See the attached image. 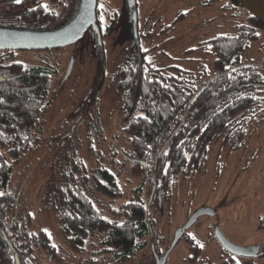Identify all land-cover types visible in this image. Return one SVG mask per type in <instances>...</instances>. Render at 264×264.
Wrapping results in <instances>:
<instances>
[{
  "label": "trees",
  "instance_id": "trees-1",
  "mask_svg": "<svg viewBox=\"0 0 264 264\" xmlns=\"http://www.w3.org/2000/svg\"><path fill=\"white\" fill-rule=\"evenodd\" d=\"M21 2L17 6L29 5V2L25 5V0ZM11 10L1 11L5 16L1 17L17 18L16 11ZM226 10L237 22L235 31L217 35L198 46L214 53L211 67L200 64L196 71L180 66L162 68L154 56L150 57L157 47L151 43L146 45L147 49L134 45L125 52V59L114 75L123 113L120 131L126 138L127 152L146 157L148 174L140 182L145 169H132L139 182L132 197L137 201L133 203L136 207L130 212L121 206L116 220L96 214L89 203L73 194H69L66 202L61 189L58 197L56 188L48 193L49 198L54 196L51 201L63 236L75 253L107 256L113 263H122L151 245L156 254L162 255L158 244L153 243L154 214L161 204L170 200L180 183L189 182L204 171L211 152L220 155L239 151L246 146L248 137L260 132L264 123V73L243 64L241 53L257 39L264 24L236 0H228ZM107 12L104 10L109 18ZM59 17L55 13L44 19ZM19 24L0 22V27L18 28L12 25ZM168 33L163 31L165 35ZM10 68H13L11 79L0 84V149L10 157V161H0V264H17L16 252L21 264H36L39 247L36 238H45V233L37 235L32 231L28 211L16 208L14 202L6 203L4 208L1 204L6 199L4 191L14 166L33 148L36 128L54 97L51 88L57 70L45 62L39 65L14 62ZM153 188L156 191L151 200ZM258 226L264 229V219ZM184 237L190 244L188 259L195 264L202 247L188 235Z\"/></svg>",
  "mask_w": 264,
  "mask_h": 264
},
{
  "label": "rangeland",
  "instance_id": "rangeland-1",
  "mask_svg": "<svg viewBox=\"0 0 264 264\" xmlns=\"http://www.w3.org/2000/svg\"><path fill=\"white\" fill-rule=\"evenodd\" d=\"M136 2L137 6L130 8L128 0H101V9L107 10L109 15L107 22H103L104 26L112 23L110 18L114 13L117 19L102 43L87 31L80 40L63 50L52 53L29 50L16 55L25 65L45 62L57 70L52 79L54 97L36 128L33 148L14 166L8 184L9 188L23 187L24 194L19 205L31 215L30 228L36 233L45 231L50 242L57 247L58 256L53 259L42 251L38 252L37 264H155L156 254L151 245L122 263H112L107 256L101 258L90 254L73 259L59 228L58 215L51 201L54 196L48 197L54 188L49 179L58 175L63 152L72 151V155L77 151L78 158L92 147L110 156L113 155L110 142L120 145L123 141L124 134L120 131L123 113L112 77L133 42L132 13L135 10H138L144 28L154 25L158 18L163 19V23H169L179 16L174 30L149 40L157 45L151 55L157 57L156 62L162 68L180 66L196 71L200 64L211 67L215 55L209 50L198 49L199 43L235 31L237 22L229 16L230 11L226 13V18L222 16L219 2L213 5L205 0ZM242 60L259 66L264 62L263 35L249 43ZM259 68L264 73V67ZM73 128L68 144L61 146V139L55 137ZM259 129L260 132L244 150L222 153L218 157L217 151H213L205 172L196 174L189 182L180 183L170 200L161 204L159 212L154 214L156 234L153 243L158 244L157 249L165 253V247L171 245L175 231L196 210L209 207L216 209L218 215L200 216L186 234L202 247L195 264H229L218 250V241L212 237L216 227L233 243L239 246L258 244L264 252V229L258 226L264 219V123ZM94 155L97 153L88 156ZM3 159L10 161L7 152L0 149V161ZM137 186L138 182H132L127 196L123 198L132 199ZM189 247L186 237L182 238L166 264H192L188 259L191 253ZM38 250L41 249L37 247ZM235 259L240 264H264V254L258 257L236 256Z\"/></svg>",
  "mask_w": 264,
  "mask_h": 264
},
{
  "label": "flooded vegetation",
  "instance_id": "flooded-vegetation-1",
  "mask_svg": "<svg viewBox=\"0 0 264 264\" xmlns=\"http://www.w3.org/2000/svg\"><path fill=\"white\" fill-rule=\"evenodd\" d=\"M21 1L22 0H20V2L17 3L16 0H0V22H21V24L19 25H12L18 28H10V29H19V30L34 31V32H49V31L59 30L65 27L71 21H73L74 18L77 16V14L79 13L81 9V5L83 2V0H55V1L25 0V5H26V2H29V5L21 8L20 6H17L22 3ZM205 2L207 4L210 3V5H213L216 2H219L221 5L220 11L222 13V16L226 18L227 16L226 13H228V10H226L228 8V0H215V1L205 0ZM134 6H137L136 0H134V5L132 7L129 5L130 8H133ZM63 7H66V8H63ZM8 9H12L11 10L12 12L16 11L15 14L17 18L9 17L5 19L4 13L1 11L8 10ZM55 13L57 15L60 14L61 17L55 18V19H49V20L44 19V18H47V15L52 16V15H55ZM134 14L136 15L135 19H134ZM1 16H4V17H1ZM108 19L106 17V14L104 13V10L101 9V0H97L96 19L94 22H96L98 31H96L93 25H91L87 30L89 31V33L93 34V36L96 38L97 41H99L98 39L99 37L101 38V41H102L103 37H105V35H107V33L115 25L116 20H117L115 19V13L110 18V22H114V23H111L108 27H105L103 22H107ZM132 20H133V42L130 45V48L132 49L134 45L136 46L141 45L142 48L147 49L148 46L146 45L149 43H152L149 41L150 38H155V37L158 38V34L160 36L161 35L164 36L165 34H163V31L165 30L166 32H170L171 30H174L177 22L179 21V16H176L175 18H173L171 22L169 23H163L164 20L161 18H158L154 21L155 22L154 25H152L151 27L147 26L146 28H144L140 22V15L138 14V10H135V12L132 13ZM134 22H136V26H134ZM28 23L30 25H28ZM262 35L264 36V30L261 33H259V36L257 37V39L261 37ZM147 39H148L147 43L144 42ZM152 45H156V44H151V46ZM66 47L47 48V49H39V50H31V51L40 52V53H46V52L52 53L53 51L63 50ZM22 51H29V50H12V49L0 50V84L5 83L7 80L11 79L13 68H10V63H14V62L21 63L16 58V55L17 53H20ZM243 52L241 53V56L243 55ZM124 56L122 57L121 61L119 62V64L116 66L114 70V74L112 77L113 80H114V75H115L117 67L125 59ZM153 56L156 58V61H157V57L155 55H151L150 57H153ZM242 63L252 65L253 67H257V69L259 70H260L259 67H264V62H262L260 66L254 63L244 62L243 60H242ZM75 128H73L71 131L69 130L65 131L60 136L55 137V138L61 139V146L65 147L68 144V140L71 138V135ZM116 135H118V133L114 134L113 137H115ZM254 136L248 137V141L246 143L248 144V142ZM122 138H123V141L120 145H115L113 142H110L109 146L112 148V151H113V155L111 154L110 156L103 155L101 154V152L95 151V149H93L92 147H89L86 150V152L84 151L82 156H78V158L76 155L77 151L74 152V154L72 155H71L72 151L67 150L63 152L62 160H61V163L58 169V175L56 177H51L49 179V183L51 181L54 187L51 192H53L56 188L55 192L57 193V197H58L59 190L60 189L61 191L63 190L64 196L66 195L65 197H67V199L64 198L66 199V202L69 201V196H71L69 194H73L75 195L74 197L76 199L84 200L87 203H89V205L92 207L93 211H95L96 214L100 213L103 215L104 218H108L110 220L117 219V216H116L117 209L122 210L121 206H123L124 211L131 212L133 208L136 207V206H133V203H137V201H134L130 198L127 200L128 197L127 198H123V197L127 196V192L130 190L129 189L130 184L132 182H138L136 177L132 175V169H135L137 171H142V169H145V174H142V176L140 177L141 179L140 182H141L143 181V177L146 176V174H148V163H147V160H145L146 157L141 158V157L133 156L130 153H128L127 145H126V138L124 136ZM247 144L246 146H243L240 150H244L248 148ZM94 152H96L97 155L88 156L89 154L94 153ZM217 157H218V154H217ZM142 163H145V165H143ZM8 186H7V189L4 191L6 193L5 194L6 199L2 202L1 207L4 208L6 203L10 204L11 202H14L16 208L20 207L19 203H20L21 197L24 194L23 187L16 188V186H12L11 188H9ZM155 191H156L155 188H153L151 196L152 195L154 196ZM115 194L117 195L120 194V195L116 196ZM133 196L134 195H132V197ZM118 200H120V202H118ZM214 210L216 211V209ZM217 215H218V212L216 211V214L213 216H217ZM12 217L15 218L14 216ZM24 222L25 224H27V220H24ZM59 228L63 236L64 234L62 232L60 225H59ZM216 228L214 229V235L212 237L214 239L216 238V240L219 243V249L218 248L217 249L223 255L224 260L227 263L236 264L235 257L238 255H235L224 248V246L221 244V242L219 241V239L217 238L215 234ZM65 229H68V228H65ZM32 231L35 232V230H32ZM40 232H44L46 235V237L41 240H38L35 237L41 251L45 255L47 254V257L51 256L50 258L52 259L58 256L57 247L54 246L50 242L48 234L45 231H40ZM40 232L37 233V235L41 234ZM186 234H187V231L183 235V237ZM46 239L49 241L48 242L46 241L47 246L44 247L42 244L45 242ZM255 245H258V244H249L246 247L255 246ZM67 247L73 259H80L83 256H85V254H80L78 252L75 253L73 249L69 247L68 244H67ZM41 251L38 250V252H41ZM164 254L165 253H163L162 255L156 254V256L162 257ZM263 254L264 252L262 251V248L260 246L258 256L263 255ZM92 256H95V254H93ZM98 256L100 257V255ZM240 257H245V256H240ZM156 261H157V258L155 260V264H156ZM111 262L113 263V261Z\"/></svg>",
  "mask_w": 264,
  "mask_h": 264
},
{
  "label": "water",
  "instance_id": "water-1",
  "mask_svg": "<svg viewBox=\"0 0 264 264\" xmlns=\"http://www.w3.org/2000/svg\"><path fill=\"white\" fill-rule=\"evenodd\" d=\"M236 1L264 24V0ZM128 2L131 7L134 5V0H128ZM96 6L97 0H83L81 9L74 20L65 27L55 31L34 32L0 27V50H39L47 48H62L71 45L80 40L91 25H93L96 31H98L96 22H94L96 19ZM135 17L136 15L134 14V19ZM134 26H136V22H134ZM98 39L100 43L101 38L99 37ZM71 66L69 67V72L71 70ZM142 164L145 165V163ZM152 197L153 195L151 198ZM215 214L216 211L209 207H201L196 210L190 216L188 221L175 231L173 241L165 254L162 257L156 256V264H166L170 253L173 251L177 243L186 231L197 222L200 216H213ZM1 231L6 238L5 232L2 229ZM215 234L224 248L235 255L257 257L259 254V245L249 247L239 246L229 240L218 227L215 230ZM8 244L15 250L10 241H8ZM15 257L16 263L21 264L17 252L15 253Z\"/></svg>",
  "mask_w": 264,
  "mask_h": 264
},
{
  "label": "snow or ice",
  "instance_id": "snow-or-ice-1",
  "mask_svg": "<svg viewBox=\"0 0 264 264\" xmlns=\"http://www.w3.org/2000/svg\"><path fill=\"white\" fill-rule=\"evenodd\" d=\"M16 2L19 3L20 0H16ZM101 7H103V5H101ZM0 195H2V193H0ZM236 264H240V261L237 260V261H236Z\"/></svg>",
  "mask_w": 264,
  "mask_h": 264
}]
</instances>
